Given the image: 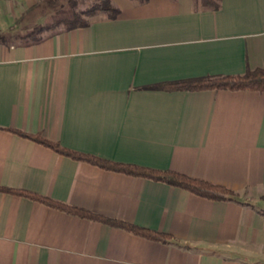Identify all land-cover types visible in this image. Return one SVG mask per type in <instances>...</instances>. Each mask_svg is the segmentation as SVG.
<instances>
[{
	"label": "crops",
	"instance_id": "obj_1",
	"mask_svg": "<svg viewBox=\"0 0 264 264\" xmlns=\"http://www.w3.org/2000/svg\"><path fill=\"white\" fill-rule=\"evenodd\" d=\"M44 0H0V264H264V92L154 90L264 69V0H111L85 28L18 29ZM29 23V24H30ZM223 187L211 201L61 156ZM3 190L169 236L151 241Z\"/></svg>",
	"mask_w": 264,
	"mask_h": 264
},
{
	"label": "trees",
	"instance_id": "obj_2",
	"mask_svg": "<svg viewBox=\"0 0 264 264\" xmlns=\"http://www.w3.org/2000/svg\"><path fill=\"white\" fill-rule=\"evenodd\" d=\"M138 5L145 4L148 0H132ZM203 8L216 10L219 7V0H196ZM70 8V17L63 20L58 25H63L64 30H73L78 28H85L89 21L83 18H92L93 16L103 13L108 17H115L118 13L117 9L111 4V0H91V3L85 8L81 9L82 0H67ZM43 4L48 7H53L57 4V0H44ZM57 27V26H56ZM56 31L53 27L40 26L31 31L26 37L35 38L44 32ZM4 40L0 36V42ZM154 90H174V91H200V90H228V91H251L264 92V69L248 70L241 76H220V77H204L186 79L177 82L162 83L153 86ZM10 132L19 135L23 138L29 139L39 143L55 153L70 158L72 160L87 163L98 168L121 173L128 176L149 179L155 182L165 183L172 187L180 188L188 191L198 197L208 199L211 201H227L233 197V193L223 187L210 184L208 182L189 178L187 176L174 173L171 171L153 170L134 165L120 164L93 156L80 154L62 148L58 143L41 138L38 135H29L15 130ZM16 196L25 197L32 201L39 202L50 208L57 209L66 214L76 216L82 219L96 221L111 227L126 230L134 235L146 238L151 241L166 243L169 241V236L150 231L144 228L137 227L121 221L108 219L106 217L87 212L83 209L69 206L51 200L46 197L31 194L18 190H3Z\"/></svg>",
	"mask_w": 264,
	"mask_h": 264
},
{
	"label": "rangeland",
	"instance_id": "obj_3",
	"mask_svg": "<svg viewBox=\"0 0 264 264\" xmlns=\"http://www.w3.org/2000/svg\"><path fill=\"white\" fill-rule=\"evenodd\" d=\"M82 5L80 6L81 9H85L90 3L91 0H82ZM70 8L68 6L67 0H57V4L53 7H44L42 9L43 14L45 15L44 18H41L39 22H32L28 20L27 27L25 29L19 28L17 32L19 34L27 36L31 31L35 30L37 27L40 26H48L53 27L56 30L63 29V25H58L63 20H67L70 17ZM84 20L89 21L91 18H83ZM30 23V24H29ZM57 26V27H56Z\"/></svg>",
	"mask_w": 264,
	"mask_h": 264
}]
</instances>
